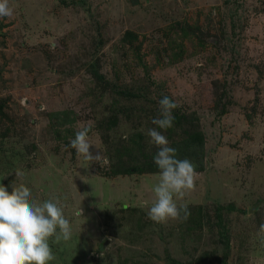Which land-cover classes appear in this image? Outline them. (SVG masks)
<instances>
[{
  "label": "rangeland",
  "instance_id": "rangeland-1",
  "mask_svg": "<svg viewBox=\"0 0 264 264\" xmlns=\"http://www.w3.org/2000/svg\"><path fill=\"white\" fill-rule=\"evenodd\" d=\"M9 6L0 184L65 206L72 235L50 240L49 264H264V0ZM162 94L178 107L157 130L198 175L187 220L156 223L146 212L158 149L145 131ZM81 125L93 162L65 147Z\"/></svg>",
  "mask_w": 264,
  "mask_h": 264
},
{
  "label": "clouds",
  "instance_id": "clouds-1",
  "mask_svg": "<svg viewBox=\"0 0 264 264\" xmlns=\"http://www.w3.org/2000/svg\"><path fill=\"white\" fill-rule=\"evenodd\" d=\"M12 14L9 0H0V18ZM177 107L174 100L162 94L158 100V115L151 121L156 127L145 131L148 143L158 149L153 157L159 169L158 181L152 187L153 200L146 212L156 223L187 220L190 211L182 198L193 189L198 175L196 165L188 158L178 159L177 149L169 146L167 137L157 130L166 131L174 126L173 110ZM90 131V126L81 125L65 147L74 149L85 161L93 162L99 159V154L92 150ZM11 188L9 193L8 188L0 184V264H49L56 259L50 240L59 244L72 235L70 220L64 214L65 206L59 199L31 200V191L23 184L11 185ZM260 231L264 232V225L260 226Z\"/></svg>",
  "mask_w": 264,
  "mask_h": 264
},
{
  "label": "trees",
  "instance_id": "trees-1",
  "mask_svg": "<svg viewBox=\"0 0 264 264\" xmlns=\"http://www.w3.org/2000/svg\"><path fill=\"white\" fill-rule=\"evenodd\" d=\"M197 134H196V136H198V132H196ZM193 139H195L196 140V137L193 135V136H190V137H188V142H191Z\"/></svg>",
  "mask_w": 264,
  "mask_h": 264
}]
</instances>
